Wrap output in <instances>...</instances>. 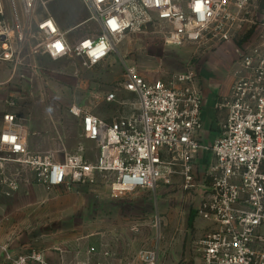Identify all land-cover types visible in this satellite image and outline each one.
<instances>
[{
	"label": "built area",
	"instance_id": "2783aa9c",
	"mask_svg": "<svg viewBox=\"0 0 264 264\" xmlns=\"http://www.w3.org/2000/svg\"><path fill=\"white\" fill-rule=\"evenodd\" d=\"M36 1L0 0L2 62H14V46L29 41ZM84 1L94 9L97 34L73 44L48 14L37 22L41 42L33 49L36 53L55 60L77 56L94 67L107 61L118 41L135 35L159 32L169 43L208 44L219 34V40H229L230 30H217L231 21H244L257 8L255 0ZM239 52L230 92L222 95L216 107L219 133L210 145L212 162L203 173L211 185L200 213L211 225L200 242V264H264V37L256 31ZM121 91L139 96L136 114L110 119L78 104L71 107L85 137L97 143L96 161H88L82 151L62 161L33 152L25 126L15 113H6L0 134V170L11 164L12 157L51 190L110 175L115 195L154 189L176 174L191 183L196 159L207 149L200 71L192 67L150 77L133 65L105 99L115 102ZM13 185L10 178L2 179L0 198L11 195ZM150 254L153 259L148 264H157L155 254ZM2 264L47 262L36 253H11Z\"/></svg>",
	"mask_w": 264,
	"mask_h": 264
},
{
	"label": "rangeland",
	"instance_id": "374dc122",
	"mask_svg": "<svg viewBox=\"0 0 264 264\" xmlns=\"http://www.w3.org/2000/svg\"><path fill=\"white\" fill-rule=\"evenodd\" d=\"M254 3L253 15L217 30H230L229 40H219V34L208 44L169 43L159 32L140 34L118 41L106 62L89 67L77 56L55 60L33 49L41 42L37 22L48 14L73 44L96 35L94 9L84 0H37L29 41L14 46L13 66L0 60V93L8 95L11 89V112L28 127V144L36 141L37 153L62 161L82 151L90 161L99 148L85 137L81 121L71 113L74 104L110 119L136 114L137 94L117 93L115 102L105 99L133 65L150 77L195 67L202 85L218 72L227 80L241 45L256 31L264 37V0ZM218 133V128L205 129L207 149L196 159L191 183L176 174L154 189L125 195L113 193L110 175L51 190L11 157V164L0 170V183L10 178L15 187L11 195L0 198V264L11 253H36L47 264H148L153 259L150 253L157 264H196L205 230L201 225L208 221L200 207L211 185L203 173L212 162L210 145Z\"/></svg>",
	"mask_w": 264,
	"mask_h": 264
},
{
	"label": "crops",
	"instance_id": "0c3cea01",
	"mask_svg": "<svg viewBox=\"0 0 264 264\" xmlns=\"http://www.w3.org/2000/svg\"><path fill=\"white\" fill-rule=\"evenodd\" d=\"M6 65H10V66L12 65L13 66L14 62L8 63ZM220 74L221 73H219V72L217 74H212L213 77L215 76L214 79L210 80L207 83H204V85H203V87H204V90H203V103H204L203 117L205 120V129L217 128L216 120H219V117H220L219 113L216 110L218 101L222 97V95H227L230 92V85H231L232 79H233L232 75L226 80V78L224 76H221ZM221 84H222V87L220 86ZM9 92L10 93H8V95H7V93H6V95H5V93H0V134L2 132V128H3V124H4V115L6 113H13V112H11V89H9ZM119 93H129V92L121 91ZM5 96H7L8 99H7V105H6L7 109L4 112V110H5L4 97ZM106 118H108V117H106ZM23 121H25V120H23ZM25 122H26V124L28 123L27 121H25ZM35 143H36V141L30 142L29 147L32 151L37 152ZM96 152H95V154H93L90 161H96L97 160V158L99 156V150ZM200 154H201V152H200ZM210 225H211V223L208 221L202 223L201 227L204 228L205 230L203 231V234H201V237H203L204 234L209 231V228L208 229H206V228ZM197 252H198V257L196 258V264H200L201 263V257H202L201 248H199ZM189 253H190V250L186 252V256H189Z\"/></svg>",
	"mask_w": 264,
	"mask_h": 264
},
{
	"label": "bare ground",
	"instance_id": "6f19581e",
	"mask_svg": "<svg viewBox=\"0 0 264 264\" xmlns=\"http://www.w3.org/2000/svg\"><path fill=\"white\" fill-rule=\"evenodd\" d=\"M24 133H25V135L27 136L28 129H27L26 127H24Z\"/></svg>",
	"mask_w": 264,
	"mask_h": 264
},
{
	"label": "trees",
	"instance_id": "16d2710c",
	"mask_svg": "<svg viewBox=\"0 0 264 264\" xmlns=\"http://www.w3.org/2000/svg\"><path fill=\"white\" fill-rule=\"evenodd\" d=\"M263 6H264V5H263ZM251 33H252V31H250V32L246 35V37L250 36Z\"/></svg>",
	"mask_w": 264,
	"mask_h": 264
}]
</instances>
